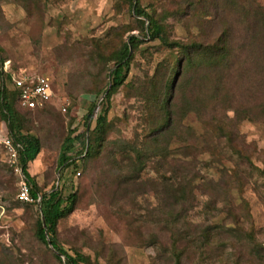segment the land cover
<instances>
[{
	"label": "rangeland",
	"instance_id": "374dc122",
	"mask_svg": "<svg viewBox=\"0 0 264 264\" xmlns=\"http://www.w3.org/2000/svg\"><path fill=\"white\" fill-rule=\"evenodd\" d=\"M192 1L187 7L183 0H139L145 11L160 21L169 41L182 42L198 34V17L205 12L202 0ZM237 1L264 15V0ZM130 3L0 0L4 73L40 74L48 77L53 87L52 99L43 109L28 111L13 105L22 117V135H33L40 141L37 158L27 165L39 190L46 192L56 186L65 194L75 191L78 195L73 211L57 223V244L68 254H82L86 264H264L263 122L243 120L237 127L240 147L251 152L250 161L233 153L225 139L217 141L190 114L183 120L185 128L172 135L170 146H166L173 150L168 156L172 163L165 164L161 173L150 165L143 167L138 185H117L108 173L114 160L124 158L129 165L125 154L130 151L127 144L120 143L141 144L147 126L145 92L177 64L180 51L159 40L145 39L131 51L126 80L109 99L106 138L118 142L106 145L94 159L79 161L74 171L71 167L57 169L68 130H73L72 136L84 134L85 115L93 101L96 108L90 126L94 127L103 99L96 90L110 82L113 66L110 61L105 63V56L129 35L142 34ZM4 79L9 89L10 77L5 74ZM238 142L234 140V144ZM81 145L82 136L75 140L73 154L77 151L82 156ZM173 161H177L176 166ZM179 165L195 179L187 211L190 232L185 238L182 231L175 234L177 249H186L176 263L171 230L163 223L153 225L157 218L150 212L159 203L154 189L159 190L161 174L180 178ZM20 181L0 148V264H63L49 245L35 237L39 202L17 199ZM202 185L208 193L201 190ZM212 194L215 204L208 198ZM196 226L211 227L208 243L204 244V236L201 243L194 240ZM228 227L237 231L224 232Z\"/></svg>",
	"mask_w": 264,
	"mask_h": 264
},
{
	"label": "trees",
	"instance_id": "16d2710c",
	"mask_svg": "<svg viewBox=\"0 0 264 264\" xmlns=\"http://www.w3.org/2000/svg\"><path fill=\"white\" fill-rule=\"evenodd\" d=\"M227 1H200L205 5V12L201 11L198 17V34L189 41L182 42L169 41L163 35L160 21L146 12L139 0H130L132 14L142 34L129 35L117 49L105 56V63L110 61L113 66L109 73L110 82L96 90L97 94H103V99L99 101L101 110L96 115L94 127L90 126L96 108V103L93 101L85 115L84 134L72 136L73 130H68L60 147L57 169L71 167L74 171L79 168L77 164L79 161L94 159L106 145L118 142L116 139L106 138V112L109 99L126 80L131 51L145 39L159 40L167 47L177 49L180 51L179 57L176 66L171 67L169 74L164 73L162 80L151 85L153 90L149 89L145 92L147 126L143 131L140 145L120 143L127 144L130 151L125 154L129 165L124 158L113 161V167L111 166L108 173L115 183L138 185V181L141 180L138 174L143 167L150 165L159 174L165 164L172 163L168 160V156L173 150L168 151L166 146H170L172 135L179 134L185 128L183 120L190 114H193L217 141L225 139L233 153L250 161L251 152L244 151L240 147L242 140L237 127L243 120L264 123V15L261 16L258 10L253 7L248 8L237 0ZM183 2L187 7L193 5L192 0H183ZM5 74L10 75L4 73L0 62V123L13 140L20 144L19 163L29 186V193L35 203L39 198V218L35 223V237L41 243L52 247L59 263L86 264L87 259L82 254L76 252L74 255L68 254L56 240L57 223L73 211L78 195L75 191L65 194L56 186L41 192L35 179L29 175L27 165L38 155L41 145L35 136L22 135L20 132L22 117L13 105L17 92L7 90L3 86L2 80ZM186 131L195 135L189 128H186ZM81 136L82 156L77 151L73 154L75 140ZM235 139L239 140L237 144H234ZM185 147L182 146L183 149ZM182 154L185 156L184 153ZM176 165L177 161H173V166ZM177 170L181 173L180 178L161 174L160 184H157L159 190L154 189L159 203L150 212L151 216L157 218L156 221L151 222L153 225H157V222L163 223L171 230V250L176 263L181 261L183 258L181 255L186 249H177L175 234L182 231L185 238L190 232L191 222L187 219V211L191 205L190 199L193 197L191 184L195 179V177L189 178V175L184 173L185 169L182 165H179ZM200 187L202 191L208 193L203 185ZM188 194L189 199H187ZM213 195L215 194L209 195L208 198L211 197V201L215 204L216 199ZM235 223L239 224L238 221ZM210 228V226L208 228L196 226L193 233L194 240L201 243V236H204V244L208 243L211 240ZM212 229L215 227L213 226ZM225 231L233 233L237 229L228 227L224 228ZM151 236L155 238V235Z\"/></svg>",
	"mask_w": 264,
	"mask_h": 264
},
{
	"label": "built area",
	"instance_id": "2783aa9c",
	"mask_svg": "<svg viewBox=\"0 0 264 264\" xmlns=\"http://www.w3.org/2000/svg\"><path fill=\"white\" fill-rule=\"evenodd\" d=\"M10 77L11 87L7 89L5 86V79L2 84L7 90H14L17 92L15 103L18 108L24 110H34L44 107L53 96V87L48 77L30 73H11ZM20 144L15 142L10 134L2 128L0 123V148L5 153L7 163L20 178L19 190L17 199L22 203L35 202L34 198L29 193V186L26 183L25 175L19 163Z\"/></svg>",
	"mask_w": 264,
	"mask_h": 264
},
{
	"label": "crops",
	"instance_id": "0c3cea01",
	"mask_svg": "<svg viewBox=\"0 0 264 264\" xmlns=\"http://www.w3.org/2000/svg\"><path fill=\"white\" fill-rule=\"evenodd\" d=\"M36 158H37V156L35 157V159H36ZM35 159H34V160H35ZM34 160H33V161H34Z\"/></svg>",
	"mask_w": 264,
	"mask_h": 264
},
{
	"label": "clouds",
	"instance_id": "9594fccd",
	"mask_svg": "<svg viewBox=\"0 0 264 264\" xmlns=\"http://www.w3.org/2000/svg\"><path fill=\"white\" fill-rule=\"evenodd\" d=\"M39 200V198L37 199V201Z\"/></svg>",
	"mask_w": 264,
	"mask_h": 264
},
{
	"label": "water",
	"instance_id": "95a60500",
	"mask_svg": "<svg viewBox=\"0 0 264 264\" xmlns=\"http://www.w3.org/2000/svg\"><path fill=\"white\" fill-rule=\"evenodd\" d=\"M52 248V247H51Z\"/></svg>",
	"mask_w": 264,
	"mask_h": 264
}]
</instances>
